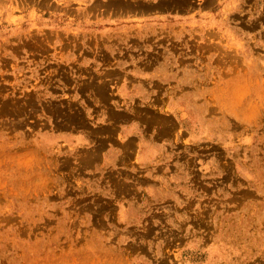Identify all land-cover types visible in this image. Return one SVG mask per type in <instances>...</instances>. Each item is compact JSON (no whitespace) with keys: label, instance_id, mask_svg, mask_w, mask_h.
Wrapping results in <instances>:
<instances>
[{"label":"rangeland","instance_id":"rangeland-1","mask_svg":"<svg viewBox=\"0 0 264 264\" xmlns=\"http://www.w3.org/2000/svg\"><path fill=\"white\" fill-rule=\"evenodd\" d=\"M0 264H264V0H0Z\"/></svg>","mask_w":264,"mask_h":264}]
</instances>
